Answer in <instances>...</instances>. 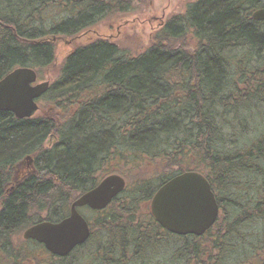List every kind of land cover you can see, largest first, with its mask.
<instances>
[{
    "label": "trees",
    "instance_id": "1",
    "mask_svg": "<svg viewBox=\"0 0 264 264\" xmlns=\"http://www.w3.org/2000/svg\"><path fill=\"white\" fill-rule=\"evenodd\" d=\"M140 1L0 0V80L17 67L42 79L54 60L44 39L78 35ZM262 7L196 0L138 54L103 39L77 47L32 117L0 110V264H264V20L253 18ZM27 156L35 172L15 182ZM186 171L208 179L220 208L201 236L166 230L150 210ZM113 173L125 190L105 209L79 208L92 233L67 256L15 243L67 217Z\"/></svg>",
    "mask_w": 264,
    "mask_h": 264
},
{
    "label": "water",
    "instance_id": "2",
    "mask_svg": "<svg viewBox=\"0 0 264 264\" xmlns=\"http://www.w3.org/2000/svg\"><path fill=\"white\" fill-rule=\"evenodd\" d=\"M264 20V8L253 12ZM37 73L30 67H18L0 80V110L19 118H30L39 109L36 99L48 91L50 83L33 84ZM27 159L32 160L30 156ZM126 179L118 173L105 176L98 185L78 197L70 214L58 222L42 221L28 228L23 237L44 244L52 254L67 256L91 236L89 221L79 208L105 209L126 188ZM150 210L166 230L178 234H205L218 219L220 208L208 179L200 172L186 171L164 183L154 194Z\"/></svg>",
    "mask_w": 264,
    "mask_h": 264
},
{
    "label": "rangeland",
    "instance_id": "3",
    "mask_svg": "<svg viewBox=\"0 0 264 264\" xmlns=\"http://www.w3.org/2000/svg\"><path fill=\"white\" fill-rule=\"evenodd\" d=\"M196 0H142L133 10L126 13L112 14L108 18H103L97 24L81 31L75 36H48L45 41L54 44V60L45 68L40 82L50 81L55 82L61 73L62 67L66 58L74 52L77 47L93 42L97 39L109 40L117 43L122 47L123 51H128L130 54H138L145 50L153 41V36L166 20L175 15L182 14L186 11L189 4ZM263 8V7H262ZM42 107L40 108V110ZM56 137H49L46 142V147L52 146L56 142ZM32 160L24 158L19 162L15 170L14 181L20 178L29 176L35 172L34 157ZM12 189L14 188L11 185ZM86 213V211H85ZM25 232V231H24ZM20 237L15 236V243L20 244L23 234ZM25 239V238H24ZM15 244V245H16ZM26 249H33L39 255L48 258V254L33 243H27ZM44 258V259H45ZM27 264H32L27 261Z\"/></svg>",
    "mask_w": 264,
    "mask_h": 264
},
{
    "label": "flooded vegetation",
    "instance_id": "4",
    "mask_svg": "<svg viewBox=\"0 0 264 264\" xmlns=\"http://www.w3.org/2000/svg\"><path fill=\"white\" fill-rule=\"evenodd\" d=\"M39 101H40V100H39ZM39 101H38V102H39Z\"/></svg>",
    "mask_w": 264,
    "mask_h": 264
}]
</instances>
